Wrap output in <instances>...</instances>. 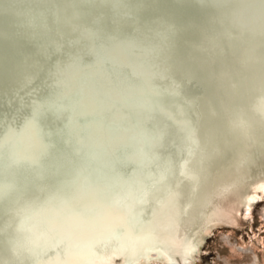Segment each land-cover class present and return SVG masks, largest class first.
Listing matches in <instances>:
<instances>
[{
	"label": "bare ground",
	"instance_id": "obj_1",
	"mask_svg": "<svg viewBox=\"0 0 264 264\" xmlns=\"http://www.w3.org/2000/svg\"><path fill=\"white\" fill-rule=\"evenodd\" d=\"M212 1L229 9L235 5L227 17L240 28H264V0ZM236 40L248 45L254 42L246 34L237 35ZM120 45L102 46L104 53L96 60L71 69L66 82L79 75L80 96L66 107H48L50 114L61 108L70 111L67 144L92 149L93 153L85 151L86 164L70 174L67 170L57 183H37L38 191L29 194L1 184L0 194L8 198L19 192V196L1 216L0 225L16 220L20 225L16 233L0 226V264H193L216 224L237 223L243 213L253 215L256 201L264 194V144L257 143V149L263 146L262 154L253 166L245 159L254 155L255 147L245 142L241 148L237 134H225L223 125L207 120L204 127L209 131L202 133V129L200 139H195L198 145L213 144V153L191 151L188 144L194 140L190 137L194 126H189V119L194 123L195 118L199 126L204 118L203 101L193 98L186 86L180 92L170 89L167 81L158 90L150 83L151 68L138 62L140 52L129 58ZM86 48L91 49V44ZM108 55L116 64L112 70L102 65ZM151 64L164 65L158 59ZM119 65L139 68L134 71L137 79L120 77L111 82L113 73L126 75L130 70ZM59 86L68 91L64 82ZM183 103L184 114L175 113L173 109ZM149 119L159 124V137ZM36 125L38 130L32 123L14 135L6 134L5 128L0 134V156L11 157L13 162H34L40 152L36 144L46 143ZM163 127L174 136L165 135ZM257 132V140L264 138L263 131ZM242 137L247 138L244 133ZM220 146L222 154H215ZM117 150L122 152L118 158ZM143 159L146 170L131 172L128 183L124 182L119 162L138 165ZM100 177L111 182L119 178L112 187L127 202L108 204L106 194L112 189L96 182ZM155 180L162 185L153 187ZM136 192L144 193L141 200ZM81 209L85 210L82 214ZM140 210L144 217H138Z\"/></svg>",
	"mask_w": 264,
	"mask_h": 264
},
{
	"label": "water",
	"instance_id": "obj_2",
	"mask_svg": "<svg viewBox=\"0 0 264 264\" xmlns=\"http://www.w3.org/2000/svg\"><path fill=\"white\" fill-rule=\"evenodd\" d=\"M231 9L234 10L235 5ZM231 9L212 0H0V134L6 128V134L14 135L32 123L37 129L38 122L43 141H46L43 146L36 144L40 152L36 157L34 155L35 160L31 163H19V159L13 162L11 157L0 156V188L1 184L17 186L19 192L27 190L29 194L31 190L38 191L37 183H57L67 170L72 171L70 174L86 164L85 151L93 153L92 149L88 146L77 149L67 144L65 128L70 111L66 113L61 108L62 111L50 114L48 107H66L79 97V75L71 80L69 77L66 82L70 70L96 60L99 53H104L102 46L116 43L123 44L119 47H123L129 58L134 56L133 52H140L138 62L151 68L153 80L150 83L158 90H162V82L167 81L170 89L180 92L186 86L193 98L203 101L204 118L199 126H196L195 118L194 123L192 117L189 119V126H194L190 132L194 140L188 144L191 151L200 153L207 149L213 153V144L198 145L195 139L199 138L202 129V133L209 131L204 127L205 121L213 120L225 127V134H237L241 148L245 142L255 147L253 158L246 156L245 159L255 166L253 160L261 156L264 146L257 149V143L264 144V138H243L242 133L245 134L244 122L255 127V135L259 134L258 130L264 132V128H259L255 112L264 102L255 87L264 79V28H240L227 17ZM88 26L91 29L85 31ZM240 34L251 37L252 45L236 40ZM88 43L91 49L86 48ZM111 58L105 56L102 65L112 70L116 64ZM156 59L164 65L154 67L151 61ZM124 67H130L128 73H110L113 76L111 82L120 77L137 79L134 71L139 68ZM61 82L67 84L68 91L61 90ZM185 106L183 103L173 111L184 114ZM150 123L159 137V124L152 119ZM166 130L170 129L163 127V132ZM166 134L174 136L171 132ZM239 143H235L236 146ZM220 147L215 154H222L224 148ZM117 151L114 154L119 157L122 152ZM145 162L143 159L141 164L129 165L120 161L117 166L123 165L120 174L126 176L124 182L128 183L131 172L146 170ZM164 175L169 177V173ZM99 179L96 182L112 189L107 196L104 194L108 204L127 202L112 187L119 178L112 182L109 178ZM154 183L153 187L162 185L158 180ZM19 192L8 198L4 192L0 194V218ZM55 196L63 198L60 193ZM143 196L144 193L136 192L137 199L141 200ZM84 212L81 209V214ZM144 216L140 210L138 217ZM137 220L133 219L134 222ZM19 225L16 220L0 226L9 233H16ZM27 226L24 224V229Z\"/></svg>",
	"mask_w": 264,
	"mask_h": 264
},
{
	"label": "rangeland",
	"instance_id": "obj_3",
	"mask_svg": "<svg viewBox=\"0 0 264 264\" xmlns=\"http://www.w3.org/2000/svg\"><path fill=\"white\" fill-rule=\"evenodd\" d=\"M255 206L237 223L216 224L193 264H264V194Z\"/></svg>",
	"mask_w": 264,
	"mask_h": 264
},
{
	"label": "clouds",
	"instance_id": "obj_4",
	"mask_svg": "<svg viewBox=\"0 0 264 264\" xmlns=\"http://www.w3.org/2000/svg\"><path fill=\"white\" fill-rule=\"evenodd\" d=\"M255 87L257 90L260 92V99L261 101H264V79L259 80L256 84ZM255 112L259 118V126L261 128H264V102H262L259 106L256 107ZM244 132L246 136L251 139L255 136V127L250 126L248 122H244L243 125Z\"/></svg>",
	"mask_w": 264,
	"mask_h": 264
},
{
	"label": "snow or ice",
	"instance_id": "obj_5",
	"mask_svg": "<svg viewBox=\"0 0 264 264\" xmlns=\"http://www.w3.org/2000/svg\"><path fill=\"white\" fill-rule=\"evenodd\" d=\"M194 251H196V250H195V249H190V250H189V252H194Z\"/></svg>",
	"mask_w": 264,
	"mask_h": 264
}]
</instances>
